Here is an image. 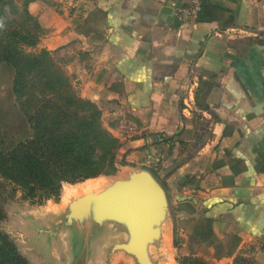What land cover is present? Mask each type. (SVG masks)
Listing matches in <instances>:
<instances>
[{
	"label": "crops",
	"instance_id": "1",
	"mask_svg": "<svg viewBox=\"0 0 264 264\" xmlns=\"http://www.w3.org/2000/svg\"><path fill=\"white\" fill-rule=\"evenodd\" d=\"M27 10L39 48L65 58L111 134L135 128L121 161L151 171L181 219L191 208L209 225L223 259L256 245L264 264V0H32Z\"/></svg>",
	"mask_w": 264,
	"mask_h": 264
},
{
	"label": "trees",
	"instance_id": "2",
	"mask_svg": "<svg viewBox=\"0 0 264 264\" xmlns=\"http://www.w3.org/2000/svg\"><path fill=\"white\" fill-rule=\"evenodd\" d=\"M8 4L0 0V64L14 71L13 94L31 134L10 148L0 147L1 175L27 198L49 199L61 195L64 183L115 174L126 161H118L121 144L103 127L98 106L76 93L49 50L28 51L39 43L41 31L10 28ZM4 217L0 211V221ZM0 264H30L1 232Z\"/></svg>",
	"mask_w": 264,
	"mask_h": 264
},
{
	"label": "rangeland",
	"instance_id": "3",
	"mask_svg": "<svg viewBox=\"0 0 264 264\" xmlns=\"http://www.w3.org/2000/svg\"><path fill=\"white\" fill-rule=\"evenodd\" d=\"M30 1L32 0H10V4L5 8V16L7 17L6 21L8 22V26L12 29L21 30L24 28L25 30H32L34 33L37 32L38 34L41 31L42 35L43 30L40 28L41 26L27 10V5ZM38 45L39 43L36 47H28V51L40 52L42 49H45L39 48ZM51 56L56 67L68 77L74 90L80 96L77 86L65 66V58L54 56L52 53ZM13 80V69L8 64H0V147L2 148H10L12 145L17 144L31 134L30 128L26 123L27 121L17 106L16 97L13 94ZM95 104L101 112L100 120L103 127L109 131L104 126L102 109L97 103ZM134 131L135 128L131 124L122 123L121 138L114 136L121 144L117 157L120 162H123L121 161V157H119L120 150L123 147L124 142ZM109 133L111 134L110 131ZM126 164L129 165L128 163ZM118 169V172L112 175H101L97 178L88 179L74 185L63 186L59 197H52L49 199L45 196H38L34 199L27 198L23 190L16 183L3 177L0 173V211L5 215L4 219L0 221V232L9 236L11 241L15 243L19 252L30 262V264H36L35 261L30 260L24 255L25 251L20 245L19 240L22 238L21 235L27 234V237H23V239L32 242L33 239L31 237L33 232L24 233L26 232L25 229L28 226L33 227L37 223L36 219H38V214H41L43 211H50V208H44L45 205L59 202L63 197L65 202L68 198H71L73 194H77V192H83V194H85L88 193V191L98 192L99 190L106 189L111 185L113 180L118 177L121 167H118ZM102 183L103 186L98 188ZM69 190L73 191L70 196L68 194ZM182 210L183 207H177L173 201L170 200V207L167 210V215L170 222L172 221L171 218H173L174 233L171 235L168 242L165 260H163L161 254L155 252L157 250L154 252L152 250V252H150L149 256L154 263L161 264L164 261L167 263L169 262V264L172 262L174 264H260L257 258V253H259V251L257 250L256 245L240 249L233 258L223 259L228 250L222 243L211 237L209 225L200 222V218L192 216L193 213L191 208H186L187 215L189 214L187 216L188 218L181 219L180 215ZM64 213L65 214L58 216L59 219L57 218L59 227L70 226L73 229L76 244L81 238L80 233L83 229L82 235H84L85 239V253L88 252L85 256V264H87V260L91 255L92 238L97 236L100 229L105 232L104 234L108 232L112 233L116 230L113 226H107L106 224L98 225L91 218H85L78 222L76 218L71 216L72 212L70 209L64 210ZM48 223H53V221L49 220ZM54 232H57V230ZM102 243L103 245L106 244L104 241L101 242V244ZM230 243L233 246L236 244L235 241H231ZM110 252H112L111 248ZM110 252H107V255L104 254L103 257V262L106 264H108L111 259ZM220 260H223V262L219 263ZM119 264L125 263L121 262Z\"/></svg>",
	"mask_w": 264,
	"mask_h": 264
},
{
	"label": "water",
	"instance_id": "4",
	"mask_svg": "<svg viewBox=\"0 0 264 264\" xmlns=\"http://www.w3.org/2000/svg\"><path fill=\"white\" fill-rule=\"evenodd\" d=\"M118 167H121L118 177L106 189L99 193L90 191L68 203L64 202L63 197L61 206L51 218H46L43 213L38 214L37 223L33 227L28 226L24 232H33L32 242L23 239L27 234L21 235L19 240L24 248V255L36 264H66V261L68 264H85L88 252L85 253L83 229L76 244L73 229L70 226L59 227L57 221L59 215L65 214L64 210L70 209L71 216L78 222L91 218L98 225L106 224L116 230L104 234L100 229L97 236L92 238L91 255L87 264H106L103 257L110 252V248L112 252L108 264H156L149 256L152 250H157L155 252L165 260L168 248L167 243L165 251H162L165 234L168 235L169 242L174 233L173 218L170 222L167 215L170 198L166 189L147 169L127 164H120ZM125 170L131 171V174L128 178L121 179ZM68 185L74 184H63ZM184 199L187 197H183ZM51 205L48 208L54 212ZM49 220L53 223H48ZM103 241L105 245L101 244ZM119 254L123 256V261L113 262L114 257ZM161 264L169 262L163 261Z\"/></svg>",
	"mask_w": 264,
	"mask_h": 264
},
{
	"label": "bare ground",
	"instance_id": "5",
	"mask_svg": "<svg viewBox=\"0 0 264 264\" xmlns=\"http://www.w3.org/2000/svg\"><path fill=\"white\" fill-rule=\"evenodd\" d=\"M130 174H131V171H129V170H125L123 176L120 177V178H121V179L128 178V177L130 176ZM102 186H103V183H102L98 188H100V187H102ZM102 190H104V189H102ZM102 190H99V191H102ZM99 191H98L97 193H99ZM72 192H73L72 190H71V191L69 190V192H68L69 196L72 195ZM88 192H89V191H88ZM77 193H78V192H77ZM82 194H83V192L78 193L77 195H74V194H73L74 196L72 195L71 198H69V199L67 200L66 203H68V202H69L71 199H73V198H78V197L82 196ZM167 239H168V235L165 234V241H164V243H163V245H162V248L164 247L165 243L167 242ZM118 256H122V255L119 254V255L115 256L114 259H113V261H114L115 258L118 257Z\"/></svg>",
	"mask_w": 264,
	"mask_h": 264
}]
</instances>
